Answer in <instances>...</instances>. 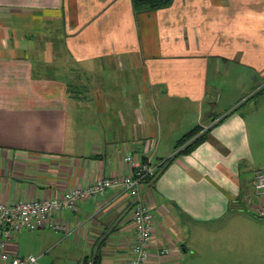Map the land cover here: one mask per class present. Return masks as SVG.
<instances>
[{"label":"crops","instance_id":"1","mask_svg":"<svg viewBox=\"0 0 264 264\" xmlns=\"http://www.w3.org/2000/svg\"><path fill=\"white\" fill-rule=\"evenodd\" d=\"M128 152L166 161L142 187L148 264H264V0H0V202L121 177ZM132 207L107 189L8 250L33 230L35 264H128Z\"/></svg>","mask_w":264,"mask_h":264},{"label":"built area","instance_id":"2","mask_svg":"<svg viewBox=\"0 0 264 264\" xmlns=\"http://www.w3.org/2000/svg\"><path fill=\"white\" fill-rule=\"evenodd\" d=\"M124 161L129 171L121 177H101L88 185L66 189L61 194L47 199L0 202V261L4 264H35L37 256L33 254L17 256L8 250L9 245L14 244L15 235L20 230L44 226L54 213L66 209L76 211L81 200L97 199L107 189H118L120 193L131 196L133 200L131 221L135 239L128 264H148L153 215L142 194V187L154 178L157 164L138 159L131 152L125 154ZM254 185L256 195L264 196L263 171L255 172ZM255 214L264 218V204L256 208ZM168 253V247L164 246L157 251L156 255L163 260ZM162 260L159 264H167Z\"/></svg>","mask_w":264,"mask_h":264},{"label":"trees","instance_id":"3","mask_svg":"<svg viewBox=\"0 0 264 264\" xmlns=\"http://www.w3.org/2000/svg\"><path fill=\"white\" fill-rule=\"evenodd\" d=\"M173 1L174 0H131V3L135 11H140V10H153V9L165 8L170 6ZM202 132L203 131L201 126L196 125L178 139L176 143V147H180V149L182 150L190 149L196 143L200 142L203 139L204 135ZM195 135H199V136L193 139ZM165 163L166 161L157 165V170L154 175V178L152 179V181L150 180L148 182H154L156 180L161 168Z\"/></svg>","mask_w":264,"mask_h":264},{"label":"rangeland","instance_id":"4","mask_svg":"<svg viewBox=\"0 0 264 264\" xmlns=\"http://www.w3.org/2000/svg\"><path fill=\"white\" fill-rule=\"evenodd\" d=\"M32 235H33V230L32 231H25V232H23L22 236L19 238L20 247L27 249L26 255L32 254V253H30V252H32L31 250L28 251V249H31V247H32ZM16 239H17V234L15 235L14 242H16Z\"/></svg>","mask_w":264,"mask_h":264}]
</instances>
